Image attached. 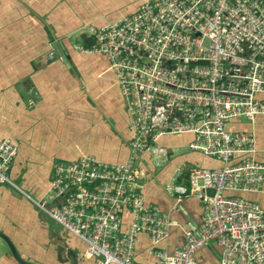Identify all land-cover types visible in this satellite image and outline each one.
<instances>
[{"label": "built area", "instance_id": "built-area-1", "mask_svg": "<svg viewBox=\"0 0 264 264\" xmlns=\"http://www.w3.org/2000/svg\"><path fill=\"white\" fill-rule=\"evenodd\" d=\"M94 38L83 51L107 57L128 104L129 159L82 155L55 163L37 206L82 241L84 257L96 264H136L142 233L158 264H200L197 253L213 243L220 264H264V208L245 197L264 192V163L255 136L231 129L264 116V0L145 1ZM167 135H192V151L222 164L189 168L188 184L180 174L167 186L177 202L194 196L203 203L201 223L173 251L161 245L174 223L129 188L137 159ZM17 153L12 141L0 142V186H14L9 172ZM123 213L132 217L125 231Z\"/></svg>", "mask_w": 264, "mask_h": 264}, {"label": "crops", "instance_id": "crops-1", "mask_svg": "<svg viewBox=\"0 0 264 264\" xmlns=\"http://www.w3.org/2000/svg\"><path fill=\"white\" fill-rule=\"evenodd\" d=\"M145 1L158 0H0V142L10 140L18 147L9 172L14 186H0V233L27 264H96L84 257L82 241L62 228L61 233L53 229L52 219L36 202L45 197L57 162L82 155L111 163L128 161V104L107 57L84 52L81 42L133 15ZM53 44L67 60L57 58ZM51 50L56 53L53 60L48 57ZM233 128L255 136L257 157L264 163V116ZM192 141V135L156 140L137 159L138 178L129 186L174 223L161 245L169 251L181 247L185 231L201 223L203 203L194 196L177 202L167 186L180 174L179 182L188 184L189 168L222 166L192 151ZM180 149L184 151L176 155ZM245 197L264 208V192ZM131 222L123 213L124 231ZM152 247L150 236L140 234L136 264H158L150 255ZM220 256L221 249L213 243L196 257L200 264H220ZM0 264H20L1 238Z\"/></svg>", "mask_w": 264, "mask_h": 264}, {"label": "water", "instance_id": "water-1", "mask_svg": "<svg viewBox=\"0 0 264 264\" xmlns=\"http://www.w3.org/2000/svg\"><path fill=\"white\" fill-rule=\"evenodd\" d=\"M53 48L54 50L56 51L57 53V58H61L63 60H67L66 56L63 54L62 52V49L58 47L57 44H53ZM206 193L209 195V196H214L215 194V191L213 189H208L206 190ZM0 238L3 239L6 244L8 245V247L10 248L13 256L15 257V259L20 263V264H27L17 253L13 243L11 242V240L4 234L0 233Z\"/></svg>", "mask_w": 264, "mask_h": 264}, {"label": "trees", "instance_id": "trees-1", "mask_svg": "<svg viewBox=\"0 0 264 264\" xmlns=\"http://www.w3.org/2000/svg\"><path fill=\"white\" fill-rule=\"evenodd\" d=\"M95 42L96 41H95L94 36H84L81 43L85 49H89L93 47ZM233 131H234V128H233Z\"/></svg>", "mask_w": 264, "mask_h": 264}, {"label": "rangeland", "instance_id": "rangeland-1", "mask_svg": "<svg viewBox=\"0 0 264 264\" xmlns=\"http://www.w3.org/2000/svg\"><path fill=\"white\" fill-rule=\"evenodd\" d=\"M241 121H242V124L247 122L245 119H243V120H241ZM183 151H184V149H180V150H178L175 154H176V155H178V154L180 155ZM35 198H36V197H35ZM51 224H52L53 229H56L57 232H58V231H59L60 233L62 232V230H61L62 227H59L58 225H56V224L54 223V221L51 220ZM62 229H63V228H62ZM63 230H64V229H63ZM64 231H65V230H64ZM65 232H67V231H65ZM67 233H68V232H67ZM68 234H69V233H68Z\"/></svg>", "mask_w": 264, "mask_h": 264}]
</instances>
